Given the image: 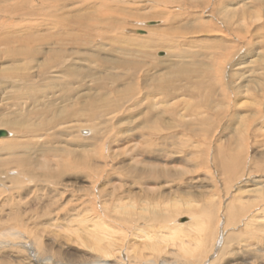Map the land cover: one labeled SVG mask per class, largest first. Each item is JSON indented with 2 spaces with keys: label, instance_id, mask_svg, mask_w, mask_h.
<instances>
[{
  "label": "rangeland",
  "instance_id": "rangeland-1",
  "mask_svg": "<svg viewBox=\"0 0 264 264\" xmlns=\"http://www.w3.org/2000/svg\"><path fill=\"white\" fill-rule=\"evenodd\" d=\"M0 121V264H264V0H0Z\"/></svg>",
  "mask_w": 264,
  "mask_h": 264
},
{
  "label": "water",
  "instance_id": "water-1",
  "mask_svg": "<svg viewBox=\"0 0 264 264\" xmlns=\"http://www.w3.org/2000/svg\"><path fill=\"white\" fill-rule=\"evenodd\" d=\"M149 24H154V22H149ZM162 55V54H159ZM8 136V131L4 130V129H0V137H6ZM182 221V220H180Z\"/></svg>",
  "mask_w": 264,
  "mask_h": 264
},
{
  "label": "bare ground",
  "instance_id": "bare-ground-1",
  "mask_svg": "<svg viewBox=\"0 0 264 264\" xmlns=\"http://www.w3.org/2000/svg\"><path fill=\"white\" fill-rule=\"evenodd\" d=\"M226 5V4H225ZM226 18V17H225ZM71 21H73V20H71ZM246 23V22H245ZM245 37V36H244ZM0 122H2V121H0ZM3 126H4V124H2ZM6 126V125H5ZM1 128V127H0ZM5 130V129H4ZM11 135V132L9 133L8 132V136H10ZM8 136H6V137H8ZM0 138H2V137H0ZM208 158V157H207ZM225 161V160H224ZM233 163V162H232ZM244 167V166H243ZM247 190V189H246ZM95 221V220H94ZM182 221H184V220H182ZM102 226V225H101ZM6 228V227H5ZM5 232V231H4ZM20 236V235H19ZM4 237V236H3ZM140 237V236H139ZM3 240V239H2ZM11 240V239H10ZM5 242V241H4ZM8 242V241H7ZM6 244V243H5ZM181 245V244H180ZM214 247V246H213ZM102 248V247H101ZM108 258V257H107ZM205 262V261H204ZM208 263H210V261L208 262ZM102 264H108L106 261H104ZM164 264H166L165 262H164ZM202 264V263H201Z\"/></svg>",
  "mask_w": 264,
  "mask_h": 264
}]
</instances>
